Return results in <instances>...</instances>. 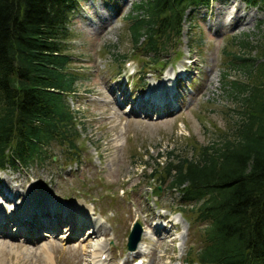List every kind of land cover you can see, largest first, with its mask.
I'll list each match as a JSON object with an SVG mask.
<instances>
[{
  "label": "rangeland",
  "instance_id": "1",
  "mask_svg": "<svg viewBox=\"0 0 264 264\" xmlns=\"http://www.w3.org/2000/svg\"><path fill=\"white\" fill-rule=\"evenodd\" d=\"M140 1L82 0L71 18L66 46L78 81L76 95L68 101L79 112L77 119L83 127L79 128V163H65L63 158L58 160L54 156L53 164L47 161L41 166L0 170V188L4 191L9 192L4 186L6 182L10 189L23 185L14 200H24L27 194L35 192L45 194L68 209L70 219H74L76 211L88 210L87 218L100 225L97 229L104 231V235L98 233L96 238L82 240L81 232L75 231L77 236L68 240L74 231L67 223L70 221L53 230V236L34 226L36 233L29 235L26 243L20 237L0 235V264H90L92 245L103 248L105 264H185L189 246L194 250L201 247L200 234L205 225H188L182 219L177 211L178 194L174 196L161 186L160 196L154 197L151 191L157 183L147 176L159 156L160 162H165L170 152L181 158L197 156L192 142L200 150L218 142L219 134L232 131L231 126L238 121L234 113L236 103L224 91L223 83H244L245 79L240 70L228 64L230 58L224 52L237 54L238 42L246 40L247 35L255 50L245 57L260 56L258 44L264 36V10L263 6L247 5L245 0H212L207 8L188 12L187 16L193 13V19L186 18L182 24L180 60L159 76L147 75L144 81L147 87L173 86L181 108L170 109L171 114L159 110L144 117L128 113L141 100L130 102L143 83L138 81L140 63L131 55L128 23L124 22L125 15ZM228 6L242 8L238 16L221 26L218 12L224 16ZM122 55H127L131 65L115 60ZM166 55L164 58L171 60L174 50ZM134 68L136 75L128 78ZM177 76L184 78L176 79ZM171 78L175 79L173 83ZM125 81V87L131 90L133 83L134 90L132 94L125 93L119 106L114 90ZM55 154L59 155L57 148ZM0 205L3 211L11 207L1 199ZM153 213L167 215L177 230L158 228L160 233H156L150 225L153 215L148 216ZM135 222L143 234L135 251L128 252L127 236ZM89 228L92 227H85L87 231Z\"/></svg>",
  "mask_w": 264,
  "mask_h": 264
},
{
  "label": "trees",
  "instance_id": "2",
  "mask_svg": "<svg viewBox=\"0 0 264 264\" xmlns=\"http://www.w3.org/2000/svg\"><path fill=\"white\" fill-rule=\"evenodd\" d=\"M81 2L0 0V169L53 164L54 156L69 164L82 158L83 127L68 101L76 95L78 77L66 46ZM209 2L141 0L133 5L124 22L131 55L140 63V83L180 60L182 24L193 19L187 13ZM245 2L264 10V0ZM247 37L238 42L237 54L224 52L245 79L223 83L236 103L232 131L200 150L192 142L197 156L170 152L165 162L159 156L147 176L157 183L154 196H160L158 186L176 192L177 211L192 226L205 225L202 245L191 248L187 264H264V36L255 58L245 57L255 50ZM171 50L173 58L165 59ZM115 60L124 64L127 55Z\"/></svg>",
  "mask_w": 264,
  "mask_h": 264
},
{
  "label": "bare ground",
  "instance_id": "3",
  "mask_svg": "<svg viewBox=\"0 0 264 264\" xmlns=\"http://www.w3.org/2000/svg\"><path fill=\"white\" fill-rule=\"evenodd\" d=\"M232 4L233 3H231L229 5H232ZM240 8H242V6H240L236 10L233 8V6H228V10L226 11V14L224 16H221V13L218 12V15L221 17V19L219 18V24L221 26H223L226 24L227 20H231L234 18V16H238L240 13ZM252 19H253V17H252ZM177 77L181 78L183 76H177ZM178 83H179V81H178ZM162 89L163 88H162V84H161L158 87L151 88L150 91H152V92L156 91L157 92V91H160ZM170 89H172V88H170ZM150 91H148L147 93H149ZM156 95L157 94L154 93V96H156ZM163 95L166 96L164 98L165 101H167V99L170 98L166 92H163ZM149 96H152V95H149ZM134 106H135V109L139 110V111L145 110V109L149 110L150 108L153 107L152 104L146 103L142 99L139 102L135 103ZM4 181H5V179H4ZM8 184H9V182H6L4 184V186H6V188L9 190V192L4 191L3 188H0V196L5 198L7 201L13 202L14 198L16 197L17 192L20 191V188L22 185L20 184L18 188L10 189ZM14 195H15V197H14ZM18 209L19 210L16 211L15 215H13V216L12 215L11 216H5L0 212V235H6V236L9 235L10 234L9 232H11V231H9L8 229H9L11 224H14L17 227V230H16L17 232H16L15 236L18 235L20 232L25 231L26 229L31 233H36L35 231H33L31 229V224L42 219V218H44L47 215L50 216L52 219H54L56 221V223H52L49 220H45L42 224L37 223L38 228H44L45 230H51V231L58 230L63 222L70 221L67 223L69 224V226L71 227L72 230L75 229V231L81 232V235H83L81 237L82 240L84 238H86V240L91 239L92 236H94L96 238V237H98V233L100 235H104V231L100 233V231H98V229H97L101 226L100 225L98 226V224H92L93 221H91L89 218H87L86 214L89 212L88 210L85 212L84 211H76L75 213H73L74 219H70L68 209H65L64 207L62 208L61 204H59L58 202H53V201L49 200L47 197H45V194L41 195L39 192H35L33 194H27V196L24 197L23 202L19 203ZM36 218H38V219H36ZM156 219H157V216L153 215L152 220H156ZM87 226L88 227L90 226L92 228L87 231L85 229V227H87ZM22 228H24V230H22ZM158 228L161 230V227L154 226V231L159 234L160 230H158V231L156 230ZM171 228H173V226H171ZM85 230H86V232H85ZM0 237H2V236H0ZM102 250H103V248L99 245L98 246H95V245L91 246V250L89 251V253H90V260L93 264H98L100 262V258L103 255Z\"/></svg>",
  "mask_w": 264,
  "mask_h": 264
},
{
  "label": "water",
  "instance_id": "4",
  "mask_svg": "<svg viewBox=\"0 0 264 264\" xmlns=\"http://www.w3.org/2000/svg\"><path fill=\"white\" fill-rule=\"evenodd\" d=\"M140 234H141V229L140 227L136 224L133 228V230L131 231L129 237H128V249L130 251H133L138 243V241L140 240Z\"/></svg>",
  "mask_w": 264,
  "mask_h": 264
}]
</instances>
